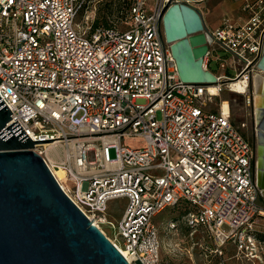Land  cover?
Wrapping results in <instances>:
<instances>
[{"label": "built area", "instance_id": "1", "mask_svg": "<svg viewBox=\"0 0 264 264\" xmlns=\"http://www.w3.org/2000/svg\"><path fill=\"white\" fill-rule=\"evenodd\" d=\"M129 1L128 25L115 29L93 28L87 11L77 22L79 0H0V99L12 113L4 128L17 120L32 141L53 139L32 150L100 230L113 226L110 199L126 198L111 242L129 264H170L160 257L153 219L176 207L189 236L203 232L211 241V253L223 256L231 243L237 255L253 258L262 247L257 232L264 233L254 151L240 131L245 124L208 103L210 85L218 94L227 81L249 80L257 70L264 0H235L240 16L207 28L203 67L217 64L208 69L217 78L210 85L179 79L161 30L170 0ZM228 68L236 74L227 76ZM135 138L140 146L124 144ZM47 149L68 152L64 179Z\"/></svg>", "mask_w": 264, "mask_h": 264}, {"label": "water", "instance_id": "2", "mask_svg": "<svg viewBox=\"0 0 264 264\" xmlns=\"http://www.w3.org/2000/svg\"><path fill=\"white\" fill-rule=\"evenodd\" d=\"M179 79L215 84L203 67L208 50L201 11L171 0L161 16ZM256 68L264 74V45ZM254 177L264 203V75L254 89ZM0 99V264H129L105 234L62 191L32 141ZM4 128V129H3Z\"/></svg>", "mask_w": 264, "mask_h": 264}, {"label": "rangeland", "instance_id": "3", "mask_svg": "<svg viewBox=\"0 0 264 264\" xmlns=\"http://www.w3.org/2000/svg\"><path fill=\"white\" fill-rule=\"evenodd\" d=\"M235 0H199L192 4L197 7L203 16V20L208 29L214 28L221 21L223 17L237 18L240 13L238 7L240 3H235ZM80 8L77 13L76 21L80 24L84 19L86 11L94 15L92 27H105L111 26L115 29H124L127 27L126 17L128 10L121 9V0H79ZM152 4V0H148L147 5ZM97 23V25H95ZM219 54L222 57L230 58V53L220 50ZM216 62L210 63V68L216 70ZM222 73V71H219ZM227 76H234L236 71L228 68ZM264 75L262 72L254 70L250 83L245 93H238L231 91L222 86V90L209 101V108L217 111L220 108V103L223 100L228 102L230 109L231 119L234 124L240 126L241 133L251 141L254 137V131L251 127L253 115L251 106L249 105L250 95L254 92L253 78L258 75ZM243 79V78H242ZM248 81V79H246ZM157 119L160 118V113L156 115ZM125 145L140 146L141 139H126ZM110 156L114 157V151L110 150ZM262 202V199H260ZM126 206V198L122 196L114 197L108 202L106 209V217L110 223L101 225V230L105 236L110 240H114L116 234L115 226L120 219L122 212ZM182 211L176 208H168L162 211L154 221L158 226V236L160 240V257L167 260L170 264H264V233L257 232L258 238L261 241L262 247L257 248V256L253 258L244 257V255H237L235 247L232 245L226 246L223 249V256H218L209 251L211 248V241L202 232H197L193 236H189V229H187L183 221ZM173 219L176 228L168 229L167 223L169 219ZM264 220H260L258 228L264 230Z\"/></svg>", "mask_w": 264, "mask_h": 264}, {"label": "bare ground", "instance_id": "4", "mask_svg": "<svg viewBox=\"0 0 264 264\" xmlns=\"http://www.w3.org/2000/svg\"><path fill=\"white\" fill-rule=\"evenodd\" d=\"M256 71L259 72L258 69ZM261 79H262V75L261 74H258V75H256L253 78L254 89H257V88L259 89ZM249 83H250V79L247 81L246 79L237 78V79H234V80H231V81H227L226 82V87H228V89H230L231 91H234V92H238V93H243L244 92L245 93L246 89L248 88V84ZM215 86H217V85H210V90L215 95H217ZM220 107L222 108L223 112L229 111V106H228V103H227L226 100L221 101ZM46 154H47V156L49 157V159H50V161L52 163H58L59 164V168L58 169L55 168L53 170L54 174L58 178L64 179L65 178V174H66V170L60 164H62V162H63V161L61 162L62 157L69 158L68 152L66 150H63V151L62 150H53V152H50L47 149ZM121 253H122V255H124V252H121Z\"/></svg>", "mask_w": 264, "mask_h": 264}, {"label": "flooded vegetation", "instance_id": "5", "mask_svg": "<svg viewBox=\"0 0 264 264\" xmlns=\"http://www.w3.org/2000/svg\"><path fill=\"white\" fill-rule=\"evenodd\" d=\"M263 76V75H262ZM250 100L252 99V94L250 95ZM249 105L251 106V111H252V115L254 114V105L253 103L250 101L249 102ZM253 131H254V136H255V128H254V123H253V120H252V125H251ZM251 145H252V148H253V151L255 149V138L253 137L252 140L250 141ZM254 157H255V154H254ZM253 162H254V159H253ZM253 175H254V166H253Z\"/></svg>", "mask_w": 264, "mask_h": 264}, {"label": "trees", "instance_id": "6", "mask_svg": "<svg viewBox=\"0 0 264 264\" xmlns=\"http://www.w3.org/2000/svg\"><path fill=\"white\" fill-rule=\"evenodd\" d=\"M123 3H121V9H125L128 10L129 6H130V1L129 0H121ZM95 25H97V23H95ZM101 28H111V26H105V27H101ZM264 226V224H263Z\"/></svg>", "mask_w": 264, "mask_h": 264}, {"label": "crops", "instance_id": "7", "mask_svg": "<svg viewBox=\"0 0 264 264\" xmlns=\"http://www.w3.org/2000/svg\"><path fill=\"white\" fill-rule=\"evenodd\" d=\"M234 2H235V3H239L238 1H234ZM239 16H240V15H239ZM239 16H238V17H239ZM216 26H217V25H216ZM216 26H215V27H216ZM157 217H158V216H156L154 219H156ZM154 219H153V221H154ZM169 220L171 221V220H173V219L171 218V219H169ZM168 222H169V221H168ZM154 223H155V225H156V222H155V221H154ZM157 227H158V226H157ZM229 245L232 246L233 244L228 243L226 246H229ZM226 246H225V247H226ZM233 246H234V245H233Z\"/></svg>", "mask_w": 264, "mask_h": 264}]
</instances>
